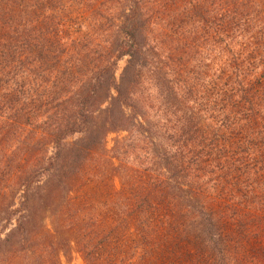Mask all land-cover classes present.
I'll return each mask as SVG.
<instances>
[{"label": "trees", "instance_id": "trees-1", "mask_svg": "<svg viewBox=\"0 0 264 264\" xmlns=\"http://www.w3.org/2000/svg\"><path fill=\"white\" fill-rule=\"evenodd\" d=\"M74 255L264 264V0H0V264Z\"/></svg>", "mask_w": 264, "mask_h": 264}, {"label": "rangeland", "instance_id": "rangeland-1", "mask_svg": "<svg viewBox=\"0 0 264 264\" xmlns=\"http://www.w3.org/2000/svg\"><path fill=\"white\" fill-rule=\"evenodd\" d=\"M125 64H126V61L124 60V61H122V62H120V64H119V70H118V75H120L121 74V72H122V69L124 68V66H125ZM114 135L113 136H110L109 138H108V147H111L112 145H113V142H112V140L114 139ZM98 157H99V159H101V156L100 155H95L94 156V158H93V160H94V165L96 164V162L98 161ZM111 185V184H110ZM115 185L117 186V184L115 183ZM94 187V184L93 185H90V187H89V189L90 188H93ZM69 264H83V261L81 260V258L80 257H78L77 255H74L73 257H72V260L70 261V263Z\"/></svg>", "mask_w": 264, "mask_h": 264}]
</instances>
